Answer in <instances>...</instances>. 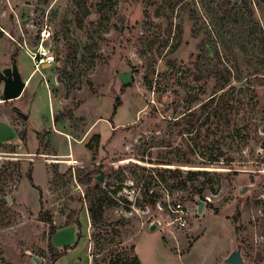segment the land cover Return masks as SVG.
I'll list each match as a JSON object with an SVG mask.
<instances>
[{
  "label": "rangeland",
  "instance_id": "1",
  "mask_svg": "<svg viewBox=\"0 0 264 264\" xmlns=\"http://www.w3.org/2000/svg\"><path fill=\"white\" fill-rule=\"evenodd\" d=\"M230 1L0 0V70L28 84L0 80V264H264V0ZM217 104L224 157L190 156L187 114Z\"/></svg>",
  "mask_w": 264,
  "mask_h": 264
},
{
  "label": "trees",
  "instance_id": "2",
  "mask_svg": "<svg viewBox=\"0 0 264 264\" xmlns=\"http://www.w3.org/2000/svg\"><path fill=\"white\" fill-rule=\"evenodd\" d=\"M254 1L255 3L260 5V0H254ZM230 6H231V1L227 0L226 8H229ZM263 44H264V38H263ZM227 86H228V83L222 85L219 88V90L214 94V97L210 99V104H214L215 102H223L226 104L224 100L228 96V94L223 92L220 95H218V93L220 91L225 90ZM117 106L118 105H116V109H117ZM226 113H227L226 108L225 107L222 108L220 107V104L219 105L217 104L215 108L212 109L209 116H206L205 120L201 123L199 122L200 118L198 116V111L197 112L190 111L187 114L188 116L186 118L188 120V122L186 123L187 128L184 129V132H182L183 133L182 135H186V134L194 135V138L192 139V151H191V154H189L190 156L198 157L203 160H207L209 162L219 161L221 158L224 157V152L222 149V142L220 141V139L217 138V135L223 131L222 128L224 129L225 122L228 121V116ZM56 121H58V118L56 119ZM100 139H101L100 135H96L94 136L93 141H95L96 145H98L100 142ZM180 156L182 160V157L184 156V154L181 153ZM32 172L33 171L30 170L27 177L30 183L33 185ZM199 174L200 173L198 172H191L188 174L189 176L187 177V180H183L181 176V171L176 170V174L175 172L173 173V179H176L180 187L186 188L189 182H194L198 179ZM93 179L94 178L92 175L87 176L86 180L82 182V184L90 186L91 183L93 182ZM202 193L203 191L199 190V195H202ZM155 195L156 194H153L152 197H156ZM201 199L204 201V198H201ZM151 202L153 205L156 204L155 200H152ZM45 221L51 225L50 233L54 235L56 232V228L55 226L52 225V222H53L52 217H50V215H47V218L45 219ZM67 250L68 248H65L64 252L61 254H56L54 250L52 254L53 259L57 260L58 258L62 257L63 255L67 253ZM129 264H142V263L137 256H134Z\"/></svg>",
  "mask_w": 264,
  "mask_h": 264
},
{
  "label": "water",
  "instance_id": "3",
  "mask_svg": "<svg viewBox=\"0 0 264 264\" xmlns=\"http://www.w3.org/2000/svg\"><path fill=\"white\" fill-rule=\"evenodd\" d=\"M239 0H235L234 3H238ZM0 80L4 83V92H3V101L11 102L17 99H20L25 92L27 87V81H25L21 75V72L18 67L17 59H13V64L11 68H6L0 70ZM27 119V118H25ZM101 174V173H100ZM103 173L98 178L100 182H104ZM247 190L246 187L241 189V193H245ZM199 203V213L203 212L205 202L203 200H198ZM157 228V225L154 224L150 227L151 231H154ZM38 261V260H36ZM226 264H243V257L241 255V246H238L231 255L226 258Z\"/></svg>",
  "mask_w": 264,
  "mask_h": 264
},
{
  "label": "built area",
  "instance_id": "4",
  "mask_svg": "<svg viewBox=\"0 0 264 264\" xmlns=\"http://www.w3.org/2000/svg\"><path fill=\"white\" fill-rule=\"evenodd\" d=\"M50 38V34L47 32L42 33V40L46 41ZM36 66L37 64L41 66L51 67L55 62L54 55L47 49H42L38 52L35 59ZM170 214L174 215V224L177 225L178 228L184 229L188 226V213L185 210V207L181 203L174 204L169 207Z\"/></svg>",
  "mask_w": 264,
  "mask_h": 264
},
{
  "label": "crops",
  "instance_id": "5",
  "mask_svg": "<svg viewBox=\"0 0 264 264\" xmlns=\"http://www.w3.org/2000/svg\"><path fill=\"white\" fill-rule=\"evenodd\" d=\"M31 155H33V153H30Z\"/></svg>",
  "mask_w": 264,
  "mask_h": 264
},
{
  "label": "bare ground",
  "instance_id": "6",
  "mask_svg": "<svg viewBox=\"0 0 264 264\" xmlns=\"http://www.w3.org/2000/svg\"><path fill=\"white\" fill-rule=\"evenodd\" d=\"M28 85V84H27ZM1 103V102H0Z\"/></svg>",
  "mask_w": 264,
  "mask_h": 264
}]
</instances>
